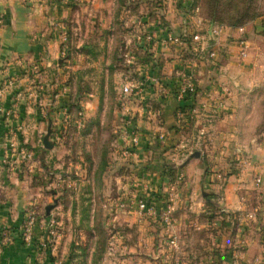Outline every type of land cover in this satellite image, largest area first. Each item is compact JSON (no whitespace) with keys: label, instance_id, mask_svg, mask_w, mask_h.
I'll return each instance as SVG.
<instances>
[{"label":"crops","instance_id":"0c3cea01","mask_svg":"<svg viewBox=\"0 0 264 264\" xmlns=\"http://www.w3.org/2000/svg\"><path fill=\"white\" fill-rule=\"evenodd\" d=\"M106 1L0 0V84L11 81L0 97L4 110L10 109L20 94L16 113L0 116V141L11 128L17 129L16 142L32 149L35 157L42 156L41 141L47 127L42 117L49 113L52 124H59L56 120L63 117L60 106L75 93L65 83L70 70L92 68L95 85L97 65L109 63L111 37H100L96 34L100 29H90V23L97 27L92 25L93 18L108 14L102 7ZM143 1L134 15L144 14V23H122L118 36L120 49H125V56L131 53L133 62L127 64L123 59L112 74L118 87L127 79L145 83L141 94L129 99L130 106L125 105L140 131L139 144L127 161L135 175L136 195H143L142 183L149 185L152 188L147 195L159 208L166 189L161 188L165 179L160 164L174 158L185 178L173 201L174 228L181 246L170 247L177 252L172 264H264V128L263 118L259 121L256 114L260 112L255 104L258 88L253 87L264 86L259 67L264 57V20L238 28L218 26L216 39L210 43L208 22L197 25L196 11L189 7L192 0H153L156 5L166 3V7L150 6L151 11ZM159 14L165 20L161 21ZM107 28L108 24L104 30ZM168 32L181 36L182 43L168 44ZM241 38L247 39L245 58L234 53ZM198 39L199 43H191ZM70 43H79L77 47L87 43L97 53L70 52L69 57ZM199 46L213 49L215 57L199 52ZM35 64L40 66L36 72L32 70ZM191 72L197 95L179 101L176 91L181 75ZM94 85L86 94L83 109L89 118L97 107ZM202 128L206 130L203 136ZM239 145L246 146L252 167L239 173L232 168L222 183L218 172L223 170L228 153L240 151ZM34 175L41 174L26 165L0 171V264H26L36 258L43 264H56L39 244L43 230L39 220L30 245L21 236L25 210L36 201L33 195L39 190ZM255 175L262 176L260 185L253 182ZM134 209L113 217L123 225L122 252L149 255L153 259L147 264H159L156 259L162 247L157 245L162 231L152 214ZM126 225H135L138 235L130 234ZM142 241L147 242L145 247ZM65 254L57 258L62 264H67ZM180 254L197 255L198 259L193 263L183 257L175 259Z\"/></svg>","mask_w":264,"mask_h":264},{"label":"rangeland","instance_id":"374dc122","mask_svg":"<svg viewBox=\"0 0 264 264\" xmlns=\"http://www.w3.org/2000/svg\"><path fill=\"white\" fill-rule=\"evenodd\" d=\"M143 2L148 9L147 11H151L149 10L150 6L166 7V3L161 2L162 5H156L157 3L153 0H144ZM102 4L108 14L103 18H93L92 25L97 27L91 26L90 23V29H100V32L96 33L100 37L104 35H107V38L108 36L111 37L113 44H111L108 53L109 63L107 65H97L95 85L91 78L92 68L70 70L71 72L68 75L70 77L67 78L65 83L70 86L72 93H75L69 97L68 102H64L60 106L63 117L56 120L59 121V124L55 126L52 124L49 113L44 114V117H42V121L46 122V125H48V121L51 122L49 137L46 141L49 147L44 145L46 134L44 130L41 141L43 154L41 157H35L32 151L34 158L29 162V167L41 174L34 175L32 178L33 181L39 180L37 184L39 187L36 186L39 190L33 195L37 202L33 201L32 204H29L25 214L27 217L28 212L34 211L36 223L32 228V238L35 225L39 220V223L43 226L39 244H44V246H41L42 250L44 252L48 251V257L52 261H56V264H62L61 259L58 260L57 258H61L64 251L67 264H132L133 262H135L134 264H147L148 260L153 259L152 256L136 255L132 251L122 252L121 246H123L124 237H120V234L123 233V225L119 224L118 221H113V217L117 216L118 212L123 213L131 210L134 212L133 210H135L134 208L139 200L150 201L154 209L152 217L157 220H154V223L162 231V241L157 245V247H162V253H160L162 256L158 254L157 259L154 258V260L160 261L159 264H172V256L177 254L173 249L179 245L181 246V243L174 226L172 229H167L162 225L161 215L165 206L170 204L174 225L177 222L173 215L174 195L176 190L182 187L185 175L180 171L179 166L174 164V158L164 163L161 162V177L165 179L164 182L163 180L161 182V188L166 187V189L164 190L165 196L162 205L156 208L151 195H147L152 188L149 185L142 183L143 190L141 192H143V195H136L135 175L131 172L132 167L127 164L133 153L124 156L121 152L122 147L125 146L124 127L128 119L132 120L127 111L123 110V107L125 105L130 106L131 102L130 98L121 94L123 82L118 87L113 81L112 74L113 70L120 67L118 64H122L123 59L125 61V49L123 51L120 49L118 38L121 24L128 23L133 26L136 23H144V14L134 15L141 4V0H108ZM189 7L194 8L196 11L193 15L198 19L197 25L201 26L203 21L208 22V35H210L211 40L208 41L210 43L216 39L218 26L225 25L238 28L251 25L257 20H264V0H192ZM121 14H123L122 19L119 18ZM148 16L152 17V12ZM159 18H161V21L165 20L163 14H159ZM86 23L85 20L83 25L85 26ZM107 24L109 28L104 30ZM92 31L94 30L92 29ZM76 33L71 34L78 39L79 34ZM241 40L247 41L246 38L239 39L237 43L238 50L234 52L240 58ZM199 41L201 40L191 41V43L195 44ZM78 44L70 43L69 46L72 49L67 51L69 57L71 56L69 55L70 52L84 55L97 53L95 48L89 47L90 45L87 43L77 47ZM98 48H102V46H98ZM97 50L99 54L101 51ZM197 50L199 52L205 51V54L211 58L213 57L211 52L215 53L213 49L208 47L202 49L199 46ZM62 59L59 60L60 64L63 62ZM78 63L82 64L79 61ZM38 67L40 68L37 65L35 72L39 69ZM105 67L108 68V71H104ZM259 67H261L260 77L262 83H264V57ZM65 70H68V68H65ZM190 74L195 83L193 73ZM182 79L181 77V83ZM92 84L97 89V107L95 114L89 118L83 114V109L88 98L86 94L93 86ZM195 86L198 92L196 83ZM253 87L258 88L256 92L258 97L255 104L260 112L256 114L259 121L261 117L263 118L261 128H264V86ZM17 102L18 100H13L11 108L5 110H11L10 114L0 113V116L10 117L15 114ZM261 109H263L262 112ZM199 131L204 132L200 134L201 136L205 135L206 130L204 128ZM16 133L17 129L11 128L7 136L13 137L16 141ZM159 138L163 140L164 134ZM120 141H122V144H120ZM16 146L26 147L21 143H17ZM239 146L241 148H238L240 151H235L236 156L228 153L225 165L222 166L224 167L223 170L218 172V179L222 183L232 174V168H235V173H239L242 168L252 167L251 155L244 150L246 146ZM47 154L50 157H47ZM112 169L113 172H111ZM257 177H260V183L262 182L261 175L252 176L254 178L253 182L260 185V183L255 182ZM48 206H50V210L47 213L46 208ZM250 217L252 218L253 215ZM126 228L130 230V234L135 233L136 235L137 233L138 235L135 225H126ZM171 239H175L176 247L170 245ZM145 244H147L146 241L141 242V245L144 246ZM170 247L173 249L171 250ZM182 257L185 258V262L187 260L189 263H193L194 259H198L197 255H194L193 258L188 254H180L175 259L179 258L180 260Z\"/></svg>","mask_w":264,"mask_h":264},{"label":"built area","instance_id":"2783aa9c","mask_svg":"<svg viewBox=\"0 0 264 264\" xmlns=\"http://www.w3.org/2000/svg\"><path fill=\"white\" fill-rule=\"evenodd\" d=\"M218 30H216V33ZM166 41L169 42L168 44H181L182 43V37L179 35H174L171 33L167 34ZM241 50H240V56L245 57L247 55V48L248 44L247 41L241 40ZM214 52H211V56H214ZM133 55L127 54L125 56V62L127 64H132L133 62ZM37 65H33L32 70H36ZM182 83L179 85L177 91H176V98L179 101L184 100L186 96H189L191 98H194L197 95V89L195 86V83L192 79L191 74H182L181 76ZM144 82L142 80H125L121 85V94L125 97L131 98L133 96H138L141 94L144 88ZM11 86V81L8 80L7 82H4L3 84H0V97L2 93ZM20 97V94H17L15 97V100L17 101ZM16 106V104H15ZM14 106V107H15ZM124 111H127L126 106L123 107ZM0 113L10 114L11 110L5 111L4 108L1 105L0 101ZM124 143L125 146L122 147V154L124 156H129L132 153L135 152L136 147L139 144L140 139V131L135 122L131 119H128L126 122V125L124 127ZM9 133V131L7 132ZM7 133L4 135L3 139L0 141V171L4 169V167H14L17 165H26L30 166L29 162L32 161L33 152L27 147H17L16 141H14L13 137H8ZM204 132L201 131L200 134H203ZM16 144V145H15ZM16 165V166H17ZM260 177H257L255 179V182L260 183ZM136 208L140 212H146L148 214H153L154 209L152 202H148L146 200H139L137 202ZM162 225L165 226L167 229H172L174 226V220L172 217V207L170 204H167L162 212L161 215ZM36 223V216L34 214V211L31 210L28 212V215L25 219V222L21 229V236L23 239V242L26 245H29L32 241V228L34 224ZM170 245L172 247H176L177 243L175 239L170 240ZM41 246H44L42 244ZM27 264H43V261L39 258L34 260L33 262L27 263Z\"/></svg>","mask_w":264,"mask_h":264},{"label":"water","instance_id":"95a60500","mask_svg":"<svg viewBox=\"0 0 264 264\" xmlns=\"http://www.w3.org/2000/svg\"><path fill=\"white\" fill-rule=\"evenodd\" d=\"M50 123H51V122L48 121L46 134H45V136H44V145H45L46 147H49V146L47 145L46 141H47V139H48V137H49V131H50V129H51ZM196 154L198 155V153H196ZM49 210H50V206H48V207L46 208L47 213L49 212Z\"/></svg>","mask_w":264,"mask_h":264},{"label":"trees","instance_id":"16d2710c","mask_svg":"<svg viewBox=\"0 0 264 264\" xmlns=\"http://www.w3.org/2000/svg\"><path fill=\"white\" fill-rule=\"evenodd\" d=\"M187 99H191V97L186 96V97L184 98V100H187ZM185 107H186V106H180L181 109H184Z\"/></svg>","mask_w":264,"mask_h":264}]
</instances>
